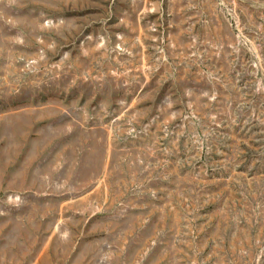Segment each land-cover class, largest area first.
I'll use <instances>...</instances> for the list:
<instances>
[{
	"label": "rangeland",
	"instance_id": "rangeland-1",
	"mask_svg": "<svg viewBox=\"0 0 264 264\" xmlns=\"http://www.w3.org/2000/svg\"><path fill=\"white\" fill-rule=\"evenodd\" d=\"M0 264H264V0H0Z\"/></svg>",
	"mask_w": 264,
	"mask_h": 264
}]
</instances>
